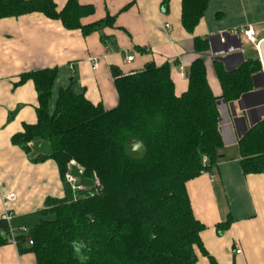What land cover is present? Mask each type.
I'll return each instance as SVG.
<instances>
[{"label":"trees","instance_id":"trees-1","mask_svg":"<svg viewBox=\"0 0 264 264\" xmlns=\"http://www.w3.org/2000/svg\"><path fill=\"white\" fill-rule=\"evenodd\" d=\"M208 2L181 0V24L187 33L193 32ZM161 3L166 10L168 0ZM93 9L77 0H67L61 9L54 0H0V18L39 12L84 34L113 24L107 16L82 25L80 19ZM193 43L199 53L207 49L205 39L194 38ZM170 68V63L153 62L128 74L112 68L118 102L111 109L62 87L50 110L57 69L20 75L17 84L30 80L36 90V122L24 124L11 143L28 153L34 138L46 140L61 181L77 194L47 198L25 231L13 230L0 218V246L15 244L19 254L32 253L35 264H197L198 253L219 264L203 247L204 226L194 218L185 189L188 180L209 172L220 158L216 97L206 80L203 57L191 63L188 86L180 96L174 93ZM258 69V61L247 60L234 71H218L222 97L235 100L248 91ZM128 138L143 144L141 159L127 155ZM237 144L243 172L264 173V119ZM70 161L82 168L80 175L92 187L71 189L65 180ZM230 223L228 216L216 232L221 234Z\"/></svg>","mask_w":264,"mask_h":264},{"label":"crops","instance_id":"crops-1","mask_svg":"<svg viewBox=\"0 0 264 264\" xmlns=\"http://www.w3.org/2000/svg\"><path fill=\"white\" fill-rule=\"evenodd\" d=\"M66 1L54 0L57 9ZM77 1L94 8L80 19L82 25L107 16L113 17V24L84 34L39 12L0 18V218L9 210L11 227L17 230L27 226L24 221L37 219L47 198L76 196L68 194V185L61 181L46 140L34 138L28 153L11 143L12 135L22 131L24 124L36 122L37 93L30 80L17 84L21 74L57 69L50 110L62 87L111 109L118 102L112 68L128 74L149 62L156 66L170 63L174 93L180 96L187 89L191 63L201 56L207 83L216 97L223 146L209 172L185 183L191 210L204 226L200 232L203 247L219 264H264V173L243 172L237 144L250 127L264 119V0H209L190 34L181 24V0H168L166 10L162 0ZM250 24L257 30V46L232 32ZM194 38L205 39L207 49L196 51ZM127 55L133 56L129 62ZM247 60L259 63L251 88L226 101L217 72L234 71ZM71 167L69 173L78 180L77 166ZM8 192H14L16 199L4 204ZM228 216L229 227L218 234L216 225ZM0 264H35V257L19 254L15 244L8 243L0 246ZM197 264L210 263L198 253Z\"/></svg>","mask_w":264,"mask_h":264},{"label":"built area","instance_id":"built-area-1","mask_svg":"<svg viewBox=\"0 0 264 264\" xmlns=\"http://www.w3.org/2000/svg\"><path fill=\"white\" fill-rule=\"evenodd\" d=\"M232 32L240 34L245 41L253 43V44H255V46H257V44H258V41L256 40L257 30H256V28L253 25H251V24L250 25H246V26L234 29ZM132 59H133L132 55H127L125 57V61L126 62H129ZM91 61L93 63V66L97 65L95 59H93ZM204 160H205V158H204ZM72 165L77 166V168L79 170V173L80 174L82 173V168L80 166H78L74 161H70L68 163V169ZM65 180L70 185V187H71V189L73 191H80V190L84 189V187L81 184L78 183L77 178H75L73 175H71L69 173V171L65 174ZM94 185L98 189H100L99 182H98L97 179L94 180ZM15 199H16V196H15L14 192H8V193H6L3 196V203L5 204L6 202H13V201H15ZM1 218L6 220L8 223H10V220L12 218V213L9 210L5 209V211L2 214ZM19 229L22 230V231L26 230L25 227H20ZM236 252L239 253L240 250H236Z\"/></svg>","mask_w":264,"mask_h":264},{"label":"water","instance_id":"water-1","mask_svg":"<svg viewBox=\"0 0 264 264\" xmlns=\"http://www.w3.org/2000/svg\"><path fill=\"white\" fill-rule=\"evenodd\" d=\"M125 150L127 155L134 159H141L145 154L143 144L134 138H128L125 140Z\"/></svg>","mask_w":264,"mask_h":264},{"label":"rangeland","instance_id":"rangeland-1","mask_svg":"<svg viewBox=\"0 0 264 264\" xmlns=\"http://www.w3.org/2000/svg\"><path fill=\"white\" fill-rule=\"evenodd\" d=\"M71 168H72V167H71ZM71 168H70V169H71ZM70 171H71V173L76 174V172L74 171L73 168H72ZM78 183L81 184L83 187H92V182L87 181V180H84L83 177H82V175L79 176V178H78ZM69 193H70V192L68 191V194H69ZM76 194H77V192H74V193H73V195H76ZM34 218H35V216H34ZM31 221H32V220L24 221V222H25L26 225H29V223H31Z\"/></svg>","mask_w":264,"mask_h":264},{"label":"clouds","instance_id":"clouds-1","mask_svg":"<svg viewBox=\"0 0 264 264\" xmlns=\"http://www.w3.org/2000/svg\"><path fill=\"white\" fill-rule=\"evenodd\" d=\"M79 251V248H78V246H77V252Z\"/></svg>","mask_w":264,"mask_h":264}]
</instances>
